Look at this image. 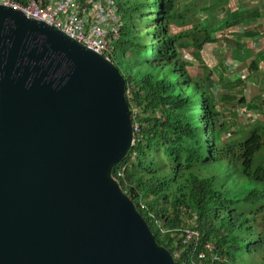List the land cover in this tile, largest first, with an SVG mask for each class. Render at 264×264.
Returning a JSON list of instances; mask_svg holds the SVG:
<instances>
[{"label":"water","instance_id":"95a60500","mask_svg":"<svg viewBox=\"0 0 264 264\" xmlns=\"http://www.w3.org/2000/svg\"><path fill=\"white\" fill-rule=\"evenodd\" d=\"M134 139L115 62L0 6V264H176L115 177Z\"/></svg>","mask_w":264,"mask_h":264},{"label":"trees","instance_id":"16d2710c","mask_svg":"<svg viewBox=\"0 0 264 264\" xmlns=\"http://www.w3.org/2000/svg\"><path fill=\"white\" fill-rule=\"evenodd\" d=\"M184 1L114 0L122 29L114 62L140 125L114 174L176 264H246L243 255L264 264V133L232 144L222 137L219 113L180 57L186 40L202 52L209 42L202 35L210 37L213 27L188 14L197 1ZM119 55L125 63L118 64ZM199 165L205 177L194 172ZM190 223L216 246L220 261L200 260L184 243Z\"/></svg>","mask_w":264,"mask_h":264},{"label":"crops","instance_id":"0c3cea01","mask_svg":"<svg viewBox=\"0 0 264 264\" xmlns=\"http://www.w3.org/2000/svg\"><path fill=\"white\" fill-rule=\"evenodd\" d=\"M205 4L210 8L205 10L207 19L201 21L211 23L213 29L210 37H202L209 42L198 52L190 49L191 40L184 41L180 49L193 50L187 54L192 58H182L181 50L180 57L219 113L217 128H226L222 137L232 138L225 139L231 144L242 143L254 131L264 133V0H209ZM247 125L252 131H238ZM263 155L264 148L258 156Z\"/></svg>","mask_w":264,"mask_h":264},{"label":"built area","instance_id":"2783aa9c","mask_svg":"<svg viewBox=\"0 0 264 264\" xmlns=\"http://www.w3.org/2000/svg\"><path fill=\"white\" fill-rule=\"evenodd\" d=\"M0 6L18 9L29 19L46 23L109 60L115 59L114 41L121 38L122 29L120 8L114 0H0ZM133 130L135 145L140 133L137 121ZM183 235L184 243L193 245L200 260L220 261L216 246L203 241L198 229L188 225Z\"/></svg>","mask_w":264,"mask_h":264},{"label":"rangeland","instance_id":"374dc122","mask_svg":"<svg viewBox=\"0 0 264 264\" xmlns=\"http://www.w3.org/2000/svg\"><path fill=\"white\" fill-rule=\"evenodd\" d=\"M131 1H135V0H131ZM192 1H197V4L193 6L194 8H192L191 12H188V14L190 15L193 12H196L197 13V17L200 18L202 21H205V17L207 19V15H208V13L205 10H208L210 8V6L208 4H205V1H209V0H185L184 4L185 5H190ZM202 25L205 27V22L202 23ZM209 32L211 33L210 30H209ZM185 47H187V46H185ZM190 49H196V48L190 47ZM190 51H193V50H187L186 48L182 49L181 50L182 58L186 57L185 59H187V58L191 59L192 56L187 55L188 52H190ZM194 52H197V51H194ZM194 52H192L191 54L194 55ZM122 62L125 63V60L123 58H121V56L119 55L118 56V64H121ZM252 129H250V126L247 125V126H242L241 130H238V131L239 132H245V131L246 132H250V131H252ZM232 131H233V129L230 130L229 134H231ZM227 138H228V135H227V137H224V140L227 139ZM228 139H232V138H228ZM221 167H224V166H221ZM194 172H196L200 176L205 177V172L200 170V165L196 169H194ZM192 225H193V223L189 224V226H192ZM243 256L246 257L245 258V263L246 264H258V263H254V257H250L248 255H243ZM259 257L260 256H257V262H259V259H260Z\"/></svg>","mask_w":264,"mask_h":264},{"label":"clouds","instance_id":"9594fccd","mask_svg":"<svg viewBox=\"0 0 264 264\" xmlns=\"http://www.w3.org/2000/svg\"><path fill=\"white\" fill-rule=\"evenodd\" d=\"M113 62H114V60H113ZM133 112V111H132ZM132 118H133V113H132ZM134 124V123H133Z\"/></svg>","mask_w":264,"mask_h":264}]
</instances>
